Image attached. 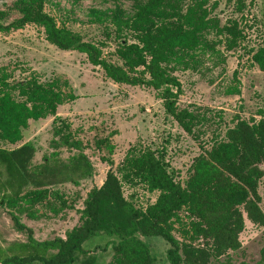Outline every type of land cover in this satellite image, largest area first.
<instances>
[{"label": "trees", "instance_id": "1", "mask_svg": "<svg viewBox=\"0 0 264 264\" xmlns=\"http://www.w3.org/2000/svg\"><path fill=\"white\" fill-rule=\"evenodd\" d=\"M46 1L21 0L17 7L18 18L0 22V32L20 29L27 23L39 27L48 43L59 50L84 54L88 62L99 66L112 82L154 90L164 112L184 133L192 136L196 115L177 109L180 86L167 70V64L187 66L177 59L176 51H193L201 44L212 48L201 42L205 32L227 36L230 48L240 37L235 21L218 27L217 20L208 17L205 0H143L130 15L119 10L105 13L91 9L88 12L90 22L107 23L114 38L120 40L117 57L121 64L117 65L101 59L99 49L82 41L77 33L57 26L43 11ZM235 5L238 9L240 4ZM104 34L109 36L107 32ZM129 38L132 42L127 44ZM252 60L264 72V38ZM0 82L5 88L0 90V142L20 141L21 130L28 120L53 115L55 106L64 100L56 81L48 85H40L34 79L11 84ZM53 122L56 123L53 136L66 145V123L57 117ZM69 145L78 149L74 144ZM34 153L30 141L10 150L0 148V203L32 193H47L59 185L75 184L91 173V165L80 151L67 161L55 157L50 161L42 156L39 163L32 164ZM262 163V118L250 122L237 119L232 127L225 129L222 137L214 138L208 151L192 159L191 176L184 184L174 178L152 151L147 149L137 155H126L116 172L123 181L135 179L146 191L156 192L151 204L142 210L132 206L123 197L116 172L108 169L101 185L87 195L77 211V224L64 239L33 241L31 230L9 214L13 229L24 234L26 243L0 260V264H95V248L84 250L81 246L95 234L111 238L102 249L110 248L107 264H150L152 258L148 248L139 239L146 236L160 237L166 242L167 264H207L209 258L239 248L241 211L249 222L263 229L264 243V214L258 207L256 192ZM39 198L36 197V202ZM181 210L194 219L189 221L191 242H179L170 233ZM193 238L201 239L202 246H194ZM260 261L264 264V244Z\"/></svg>", "mask_w": 264, "mask_h": 264}, {"label": "rangeland", "instance_id": "2", "mask_svg": "<svg viewBox=\"0 0 264 264\" xmlns=\"http://www.w3.org/2000/svg\"><path fill=\"white\" fill-rule=\"evenodd\" d=\"M142 1L47 0L43 11L57 26L65 27L77 33L82 41L95 45L101 59L120 65L121 60L117 57L120 40L114 38L107 23H91L88 12L91 9L105 13L119 10L130 15ZM205 1L208 17L215 18L218 27L235 21L240 37L228 48L227 36L205 32L201 42L212 48L201 44L193 51H176L177 59L187 66L174 62L167 64V70L180 86L177 109L196 115L192 136L184 133L164 112L154 90L112 82L99 66L89 63L84 54L59 50L48 43L39 27L27 23L20 29L0 32V81L11 84L34 79L40 85L56 81L64 99L55 106L53 115L28 120L21 130L20 141L14 144L0 142V148L10 150L30 141L35 148L32 164L39 163L42 156L50 161L54 157L67 161L80 151L91 165V173L84 180L53 187L47 193L28 195L41 198L37 200L39 211L42 215L46 211L52 213L54 218L50 223L57 224L61 219L57 215L63 214L58 212L63 208L67 210V205L72 210L73 206L81 208L87 195L101 185L104 173L108 169L116 172L126 155H137L148 149L176 180L184 184L191 176L192 159L208 151L214 138L222 137L225 129L232 127L237 119L248 122L264 119V72L252 60L264 38V0ZM20 2L0 0V22L17 19ZM236 3L240 4L238 9ZM126 41L127 44L132 42L130 38ZM1 89L5 88L0 82ZM55 117L67 125L64 130L66 145L52 134ZM54 143L56 146L53 147ZM69 144L78 149L68 147ZM260 171L262 175L257 181L256 192L258 207L264 214V163L260 165ZM116 175L121 182L123 197L132 206L142 210L154 201L156 192L146 191L135 179L125 182L119 173ZM18 203V200L0 203L2 235L11 230L7 214L13 213ZM238 208L241 211V206ZM241 217L242 228L237 235L239 248L209 258L207 264H262L263 229L249 222L242 211ZM178 219L173 221L172 237L179 242H191L189 221L194 219L184 210L178 212ZM103 237L95 234L83 242V249L101 244ZM139 239L148 248L152 258L150 264H167L165 250L168 245L163 239L156 236ZM192 244L202 246V241L193 238ZM16 250L14 247L8 252L0 249V260Z\"/></svg>", "mask_w": 264, "mask_h": 264}, {"label": "crops", "instance_id": "3", "mask_svg": "<svg viewBox=\"0 0 264 264\" xmlns=\"http://www.w3.org/2000/svg\"><path fill=\"white\" fill-rule=\"evenodd\" d=\"M19 197L14 199L18 200L19 203L16 205L15 209L13 210V213H8L7 215L9 216V214H13L20 224L29 228L31 230V238L33 241L41 242L44 240H50L54 237L64 239L65 234L77 224L78 214L75 213L76 210L81 209L80 207L73 206L74 210H72L70 206L67 205V210H65L64 208L60 210L58 213L63 212V214L57 215L61 216V219H59L57 221V224L55 225L50 223V219L54 218L51 216V212L48 213L46 211L44 215L41 214L42 212L39 211L38 202H36L35 196H21L22 198ZM49 216L51 217L48 218ZM10 228L11 230L9 231L11 233L7 235L6 233H8L9 231H6L4 235H2L0 231V249H3L5 252L10 251L11 248L13 249V247L18 250L19 247H22L26 243V238L24 234L15 231L12 225H10ZM41 234L43 235L42 237ZM47 235L50 237L49 239L46 238L48 237ZM103 238L104 239H101V244H94L92 248L86 249L91 250L95 248V264H107L111 256L109 246L102 250L104 248L105 243L108 240H111V238ZM30 264L39 263L33 262Z\"/></svg>", "mask_w": 264, "mask_h": 264}]
</instances>
